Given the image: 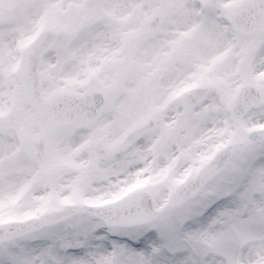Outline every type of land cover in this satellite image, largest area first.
<instances>
[{
    "label": "snow or ice",
    "instance_id": "snow-or-ice-1",
    "mask_svg": "<svg viewBox=\"0 0 264 264\" xmlns=\"http://www.w3.org/2000/svg\"><path fill=\"white\" fill-rule=\"evenodd\" d=\"M0 264H264V0H0Z\"/></svg>",
    "mask_w": 264,
    "mask_h": 264
}]
</instances>
